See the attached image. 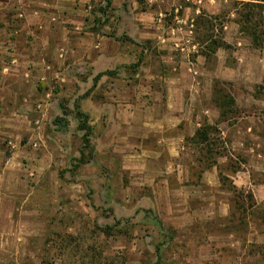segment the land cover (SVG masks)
<instances>
[{
  "label": "crops",
  "instance_id": "obj_1",
  "mask_svg": "<svg viewBox=\"0 0 264 264\" xmlns=\"http://www.w3.org/2000/svg\"><path fill=\"white\" fill-rule=\"evenodd\" d=\"M126 1L109 0L114 10L100 14L93 8L103 0H0L5 223H14L15 209L31 215L41 208L25 197L17 209L11 198L46 193L45 179L59 190L62 170L77 164L85 134L78 114L90 132L72 187L105 194L108 202L122 193L133 209L153 210L162 200L174 202L173 209L188 208L194 198L207 204L208 189L218 191L217 166L205 169L190 143L204 120L215 118L203 106L212 96L208 74L198 57L190 62L184 56L160 57L166 75L137 70L142 44L170 51L183 45L174 30L155 24L154 11L126 10ZM231 180L235 186L237 177ZM227 211V203L218 206L221 216Z\"/></svg>",
  "mask_w": 264,
  "mask_h": 264
},
{
  "label": "rangeland",
  "instance_id": "obj_2",
  "mask_svg": "<svg viewBox=\"0 0 264 264\" xmlns=\"http://www.w3.org/2000/svg\"><path fill=\"white\" fill-rule=\"evenodd\" d=\"M232 3H122L126 10L154 11L155 24L174 30L173 36L183 45V51H170L158 50L151 42L142 44L137 70L153 68L152 72L166 75L170 71L159 63L160 57L180 61L184 56L190 62L198 57L201 69L208 74L204 81L212 96L203 106L216 114L213 121L204 120L201 126L210 127L208 149L212 155H202L199 151L203 147L194 146L191 153L192 157H208L226 181L220 183L218 191L208 189L207 204L194 198L188 208L181 204L173 209L174 202L162 200L154 210L133 209L117 192L108 202L103 200L105 194L72 187L77 171L71 163L62 170L59 190L45 179L46 193L31 190L10 199L17 209L25 197L30 205L41 208L31 215L15 209L12 225L1 217L0 264H264V47L254 49L239 33ZM93 9L100 14L114 10L106 8L105 0ZM208 39H223L228 48L211 53ZM214 89L235 102L226 108L224 118L214 104ZM233 177L238 179L234 187L239 194L231 192ZM238 197L242 211L235 204ZM222 203L228 204L225 216L218 212ZM200 204L204 206L200 208Z\"/></svg>",
  "mask_w": 264,
  "mask_h": 264
},
{
  "label": "trees",
  "instance_id": "obj_3",
  "mask_svg": "<svg viewBox=\"0 0 264 264\" xmlns=\"http://www.w3.org/2000/svg\"><path fill=\"white\" fill-rule=\"evenodd\" d=\"M106 1V8L110 7L109 0ZM233 3V13L235 15L234 23L238 27L239 33L249 39L252 47L256 50L262 49L264 47V0H230ZM106 10V9H105ZM209 20H218L217 17H210ZM204 23L210 24L209 21H205ZM223 28V25H221ZM222 28L219 29L220 32L222 31ZM211 44V53H214L218 49H227V45L224 43L223 39H220L218 41H212L211 39H208ZM110 74V73H106ZM101 76V75H100ZM98 76L97 79L100 77ZM96 79V80H97ZM216 93V98L214 101V104L216 108L219 110V116L225 117L227 115L226 108L235 106V102L232 98H225L221 95L220 91H217L214 89L213 91ZM221 99L223 101L221 102ZM227 100L225 102L224 100ZM78 117L81 119V124L79 126L80 131H84L85 134L81 138L82 141V147L80 152V159L77 161V164L74 166V170H76L79 167V164L83 162L84 156H83V150H87L88 148V141L86 140L90 129L86 125L85 117L81 114H78ZM210 130V127L208 125L201 126L195 136L190 140V143L194 147H203L199 151L200 154L205 156H211V151L208 149L209 139H208V131ZM199 157L201 161V165L206 169H209L212 167L213 163H210L208 161V157ZM206 161V165H205ZM208 161V163H207ZM219 181L220 183L225 182L226 180L222 177L221 174H219ZM232 185V184H231ZM231 192L234 194H239L234 186L231 187ZM251 200V196L247 197ZM238 207H241V203L239 201V197L236 200L235 203ZM254 204L250 206V208H253ZM241 211L243 210V207L240 208ZM102 233H106V231H101Z\"/></svg>",
  "mask_w": 264,
  "mask_h": 264
}]
</instances>
